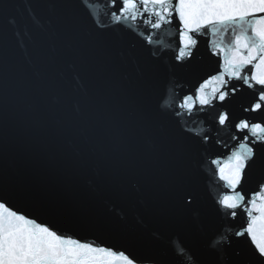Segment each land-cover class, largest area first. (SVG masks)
Returning a JSON list of instances; mask_svg holds the SVG:
<instances>
[{
    "label": "snow or ice",
    "instance_id": "obj_1",
    "mask_svg": "<svg viewBox=\"0 0 264 264\" xmlns=\"http://www.w3.org/2000/svg\"><path fill=\"white\" fill-rule=\"evenodd\" d=\"M0 264H264V0H0Z\"/></svg>",
    "mask_w": 264,
    "mask_h": 264
},
{
    "label": "water",
    "instance_id": "obj_2",
    "mask_svg": "<svg viewBox=\"0 0 264 264\" xmlns=\"http://www.w3.org/2000/svg\"><path fill=\"white\" fill-rule=\"evenodd\" d=\"M35 38H36L35 31H33L31 35H28V34H24L23 29H21V36L18 38L17 36L13 35L12 30H9L7 36V48H8L9 58L13 64L20 67L26 66L28 59L33 54ZM161 38L166 43L170 42L166 34L163 35ZM210 38L211 37L209 34V37L201 39L199 54L204 56L203 62L206 66L215 67V65L208 60L205 50V39H210ZM210 88L211 85H209V89ZM153 103H155V97L153 98ZM215 156H219L223 161L227 156V150L219 149L214 152L213 158H215ZM212 168L214 169L215 166L213 165ZM198 190L201 193L202 198L205 200L207 199L209 193L217 198L222 197L224 194H231V192L226 188V186L223 185V182H218L212 179V175L210 172L206 173L205 177L199 178ZM246 220H247L246 216H241L240 219L236 222V226H239L240 223H244L246 225ZM129 222L134 223V220L132 219L131 215H129ZM149 222L152 223L150 220ZM152 226L155 227L157 225L152 223ZM81 238H84V234H81Z\"/></svg>",
    "mask_w": 264,
    "mask_h": 264
}]
</instances>
